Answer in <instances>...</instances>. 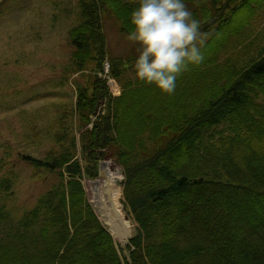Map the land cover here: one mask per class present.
Returning <instances> with one entry per match:
<instances>
[{
	"label": "trees",
	"instance_id": "16d2710c",
	"mask_svg": "<svg viewBox=\"0 0 264 264\" xmlns=\"http://www.w3.org/2000/svg\"><path fill=\"white\" fill-rule=\"evenodd\" d=\"M254 2L214 0V15L209 8L194 13L204 60L178 75L171 95L127 78L135 60L112 59L119 97L97 75L108 59L103 9L129 35L138 4L82 2V21L69 34L71 66L92 73L77 83L76 104L61 107L59 149L43 160L23 158L59 183L18 222L0 208V264H264V49L254 54L247 46L222 58L230 34L240 37L249 25ZM100 103L106 114L93 120ZM107 160L126 175V210L137 225L129 258L98 220L83 185L84 178L98 179ZM0 186L12 196V181ZM110 189L122 194L112 180ZM115 219L124 243L129 223L120 213Z\"/></svg>",
	"mask_w": 264,
	"mask_h": 264
},
{
	"label": "rangeland",
	"instance_id": "374dc122",
	"mask_svg": "<svg viewBox=\"0 0 264 264\" xmlns=\"http://www.w3.org/2000/svg\"><path fill=\"white\" fill-rule=\"evenodd\" d=\"M84 0H0V185L4 180L13 182L6 194L0 186V208L6 206L10 219L20 221L32 210L42 196L58 183L54 174L36 170L24 157L43 160L55 144L56 123L64 105L77 102V83L92 73H75L72 69L74 46L70 31L81 23V5ZM125 4H138L139 0H120ZM184 3L194 17L201 8H209L214 15V0H191ZM255 1L253 14L240 37L230 34L226 44L228 52L223 59L234 58L243 47L253 45V53L264 49V0ZM195 2V3H194ZM103 9L101 25L107 38L108 59L103 73H96L109 88L112 97L123 93L122 85L111 75V60H136L139 45L121 33L120 22L113 17L108 6ZM222 8L221 5H219ZM238 40L242 47H238ZM127 78L137 80L134 73ZM81 84V83H80ZM98 116L106 114V104L98 106ZM97 112V111H96ZM96 114V113H95ZM94 116L93 120L98 118ZM99 177L95 181L83 179L87 200L100 223L114 237L123 255L129 258L127 247L136 236L137 225L126 210L124 197V169L116 161H103L98 166ZM103 180L110 189L111 180L122 191L121 208L111 195L103 213L100 187ZM108 182V183H107ZM108 192V191H107ZM123 212L129 217L128 244L115 239L116 214ZM219 219V215L216 216Z\"/></svg>",
	"mask_w": 264,
	"mask_h": 264
},
{
	"label": "clouds",
	"instance_id": "9594fccd",
	"mask_svg": "<svg viewBox=\"0 0 264 264\" xmlns=\"http://www.w3.org/2000/svg\"><path fill=\"white\" fill-rule=\"evenodd\" d=\"M130 23L128 39L139 45L137 80L173 94L178 75L204 60L200 22L184 0H139Z\"/></svg>",
	"mask_w": 264,
	"mask_h": 264
},
{
	"label": "bare ground",
	"instance_id": "6f19581e",
	"mask_svg": "<svg viewBox=\"0 0 264 264\" xmlns=\"http://www.w3.org/2000/svg\"><path fill=\"white\" fill-rule=\"evenodd\" d=\"M110 191H111V189L108 190V192L106 191V192H105V196L103 197L102 201H101L100 203H97V204H98V208H101V207H102V212L104 213V212L108 209V205L106 204V202H107V200H108L107 196H108V195H111L112 198H113L118 204H120L121 208L124 210V208H123V206H122V204H121L122 194H121V195H115V194L111 193ZM120 214L123 215L124 218H125V221L128 222V221L126 220L127 215H125L123 212H120ZM128 223H129V222H128ZM114 225H115V224H114ZM113 229H114V227H113ZM114 232H115V230H114ZM113 238H114V237H113ZM128 238H129V237H128ZM115 239H118L116 232H115ZM118 240H119V239H118ZM121 242H122V241H121ZM128 243H129V241H128V239H127V241L124 242V243H122V244H125V245H126V244H128ZM116 244H117V243H116Z\"/></svg>",
	"mask_w": 264,
	"mask_h": 264
},
{
	"label": "water",
	"instance_id": "95a60500",
	"mask_svg": "<svg viewBox=\"0 0 264 264\" xmlns=\"http://www.w3.org/2000/svg\"><path fill=\"white\" fill-rule=\"evenodd\" d=\"M98 114H99V113H98V109H97L96 116H98ZM126 220L129 221V217H128V216L126 217ZM129 233H130L129 229H126V231H125V235H126V236H129V235H130ZM112 237H113V236H112Z\"/></svg>",
	"mask_w": 264,
	"mask_h": 264
}]
</instances>
